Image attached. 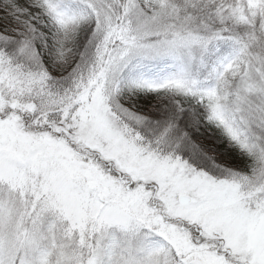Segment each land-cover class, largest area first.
<instances>
[{"label": "snow or ice", "instance_id": "1", "mask_svg": "<svg viewBox=\"0 0 264 264\" xmlns=\"http://www.w3.org/2000/svg\"><path fill=\"white\" fill-rule=\"evenodd\" d=\"M0 264H264V0H0Z\"/></svg>", "mask_w": 264, "mask_h": 264}]
</instances>
